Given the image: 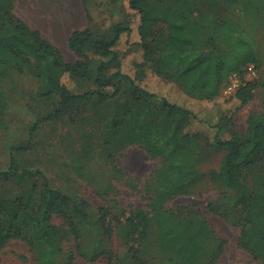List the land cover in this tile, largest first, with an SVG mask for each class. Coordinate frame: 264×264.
I'll use <instances>...</instances> for the list:
<instances>
[{"label":"trees","instance_id":"1","mask_svg":"<svg viewBox=\"0 0 264 264\" xmlns=\"http://www.w3.org/2000/svg\"><path fill=\"white\" fill-rule=\"evenodd\" d=\"M120 1L127 16L109 33L97 34L91 25L73 31L69 46L77 58L69 61L60 47L15 12V0H0V71H27L36 78L37 96L54 100V111L44 119L95 94L105 101L117 94L106 88L120 89L122 83L136 99H160L170 127L146 150L165 155L170 171L159 173L168 186L152 198L154 204L192 192L175 177L189 144L223 151L221 171L236 190L232 206L241 214L240 246L264 264V112L251 114L246 131L240 132L235 113L254 98L255 83L240 84L230 98L224 92L233 74L244 73L256 61V40L242 23L199 8L197 0ZM87 78L93 79L95 89L83 88ZM11 105L0 82V129L7 125ZM43 176L38 194L0 199V251L20 239L34 252L37 264H74V252L66 251L63 243L73 236L81 249L82 219L76 216L84 218L92 204L52 187ZM99 212L105 226L110 210L101 206ZM56 215L64 218L67 229L53 222ZM115 222L127 226L134 264L148 263L141 248L152 231L158 234L160 250L177 255L178 264H218L224 252V240L200 216L162 206L153 213L137 207L124 220L115 216Z\"/></svg>","mask_w":264,"mask_h":264},{"label":"rangeland","instance_id":"2","mask_svg":"<svg viewBox=\"0 0 264 264\" xmlns=\"http://www.w3.org/2000/svg\"><path fill=\"white\" fill-rule=\"evenodd\" d=\"M197 6L242 23L257 42L256 61L237 75L240 84L255 83L254 98L235 113L237 129L245 132L250 115L264 112V0H197ZM15 12L59 43L69 61L77 55L68 44V34L89 25L96 33L107 34L128 13L120 0H15ZM0 82L12 101L7 125L0 129V199L38 194L44 174L52 187L89 200L92 207L87 215L76 216L82 219L81 249L73 236L63 243L66 251L74 252V264H134L127 248V226L125 222L116 225L115 216L124 220L133 208L153 213L160 206L207 219L224 240L218 264H261L240 246L237 222L241 214L232 206L236 190L221 171L223 151L189 144L175 177L192 192L154 204L152 198L168 186L159 173L170 171L165 155L146 150L170 127L160 99H136L122 83L120 89L106 88L117 94L105 101L95 94L57 117L44 119L54 111V100L37 96L39 83L34 76L27 71L1 70ZM82 86L87 90L96 87L92 78L82 80ZM192 127L203 128V124ZM260 171L264 173V166ZM101 206L110 210L105 226ZM53 222L67 229L63 217L56 215ZM143 245L141 254L147 264L179 263L177 255L160 250L156 232ZM0 264H37V260L26 242L13 239L0 251Z\"/></svg>","mask_w":264,"mask_h":264},{"label":"built area","instance_id":"3","mask_svg":"<svg viewBox=\"0 0 264 264\" xmlns=\"http://www.w3.org/2000/svg\"><path fill=\"white\" fill-rule=\"evenodd\" d=\"M254 66L251 65V69L253 68ZM238 74H233V76L231 77V80L229 82V84L227 85V87L225 88L224 92L226 94H233L235 93V91L237 90V88L239 87L240 83H239V80H238V77H237Z\"/></svg>","mask_w":264,"mask_h":264},{"label":"crops","instance_id":"4","mask_svg":"<svg viewBox=\"0 0 264 264\" xmlns=\"http://www.w3.org/2000/svg\"><path fill=\"white\" fill-rule=\"evenodd\" d=\"M24 19V18H23ZM26 20V19H25ZM27 21V20H26ZM28 22V21H27ZM29 23V22H28ZM72 33H73V31L70 33V34H68L67 35V40H68V44H69V40H70V37H71V35H72ZM48 37V36H47ZM51 41H53L58 47H60L61 48V45L59 44V43H57L56 41H54V39L53 38H51V37H48ZM62 49V48H61Z\"/></svg>","mask_w":264,"mask_h":264}]
</instances>
